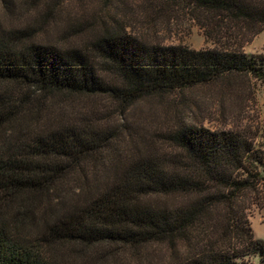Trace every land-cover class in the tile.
<instances>
[{
	"label": "trees",
	"instance_id": "1",
	"mask_svg": "<svg viewBox=\"0 0 264 264\" xmlns=\"http://www.w3.org/2000/svg\"><path fill=\"white\" fill-rule=\"evenodd\" d=\"M164 1L191 10L214 48L119 33L88 51L0 39V264H60L58 246L99 244H156L159 264H264L250 220L264 207L254 137L178 124L161 133L164 148L124 153L87 116H43L59 94L108 96L126 112L230 76L264 85V55L244 51L264 32V0Z\"/></svg>",
	"mask_w": 264,
	"mask_h": 264
},
{
	"label": "rangeland",
	"instance_id": "2",
	"mask_svg": "<svg viewBox=\"0 0 264 264\" xmlns=\"http://www.w3.org/2000/svg\"><path fill=\"white\" fill-rule=\"evenodd\" d=\"M107 33L127 34L150 46L195 50L215 46L206 39L191 10L170 1L0 0V39L12 38L17 47L37 43L63 51H88L95 39ZM244 51L264 55V32ZM50 104V110L43 113L46 119L87 116L118 135L121 142L115 148L124 153L164 148L161 133L178 124L240 132L264 146V85L241 76L147 98L126 112L108 96L59 94ZM134 132L140 138L131 141L129 134ZM250 220L255 237L264 242V207L255 209ZM160 249L156 244L64 245L58 246L55 254L60 264H159L164 257ZM248 264H263L262 257L257 255Z\"/></svg>",
	"mask_w": 264,
	"mask_h": 264
}]
</instances>
